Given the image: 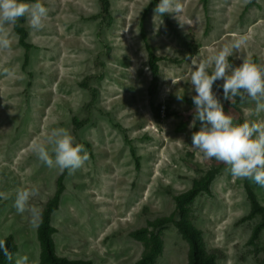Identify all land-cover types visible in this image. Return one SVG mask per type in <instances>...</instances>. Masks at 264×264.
Here are the masks:
<instances>
[{
    "label": "rangeland",
    "instance_id": "rangeland-1",
    "mask_svg": "<svg viewBox=\"0 0 264 264\" xmlns=\"http://www.w3.org/2000/svg\"><path fill=\"white\" fill-rule=\"evenodd\" d=\"M107 1L106 8L104 0H40L48 14L40 30L26 15L33 48L25 68V49L8 26L11 50H0V192L8 196L0 199V239H13V264L23 255L44 264L38 227L62 175L64 190L51 215L60 257L136 264L155 234L163 244L156 264H189L176 198L211 178L188 206L207 252L217 264H264V230L252 240L262 216H251L250 198L264 208V187L234 178L215 158L203 159L191 145L200 122L189 128L195 95L189 58L207 59L241 40L229 62L238 66L248 57L264 65V0H176L180 11L162 16L154 12L160 0ZM148 7L146 35L160 58L154 95L141 35ZM222 83L213 91L234 122L264 121V113L253 114L254 102L225 101ZM60 127L89 155L74 172L47 167L34 151ZM18 187L38 190L29 201L41 210L38 226L14 208ZM162 218L169 221L150 226Z\"/></svg>",
    "mask_w": 264,
    "mask_h": 264
},
{
    "label": "clouds",
    "instance_id": "clouds-1",
    "mask_svg": "<svg viewBox=\"0 0 264 264\" xmlns=\"http://www.w3.org/2000/svg\"><path fill=\"white\" fill-rule=\"evenodd\" d=\"M180 11L176 0H160L155 14L163 15ZM48 10L40 0L29 5L21 0H0V50H11V39L8 26L15 25L22 17L28 16V23L34 30L43 27ZM241 40L225 45L215 55L198 60L196 56L189 59L193 66L190 83L195 95L191 99L194 104V118L189 128H195L200 122L198 131L191 136L192 147L203 159L215 158L226 164L227 170L234 178L248 179L264 187V121H245L236 123L225 113L217 93L213 91L216 81H222L223 99L235 103L254 102L253 114L264 113V65H259L245 57L242 63L234 66L229 62L235 49H239ZM211 69V72H209ZM8 76L14 75V69L4 68ZM181 98L182 97H178ZM34 151L39 160L47 167H58L61 170L74 172L84 166L89 155L82 144H74V137L65 128H53L45 141L36 143ZM38 195L35 188L18 187L15 190L14 208L18 214L29 213L33 226H38L41 210L30 206L29 201ZM6 193L0 192V199H7ZM0 252L8 261L13 255L7 247L5 239H0ZM15 264H30L29 256H19Z\"/></svg>",
    "mask_w": 264,
    "mask_h": 264
},
{
    "label": "trees",
    "instance_id": "trees-1",
    "mask_svg": "<svg viewBox=\"0 0 264 264\" xmlns=\"http://www.w3.org/2000/svg\"><path fill=\"white\" fill-rule=\"evenodd\" d=\"M24 1H35V0H21ZM207 0H205V4ZM104 4L106 8L109 6L107 0H104ZM150 10V7L146 9L143 14L141 20V35L146 44L148 57H149V67L152 71L154 76V83L151 86V95H154L157 89L156 79L159 73V66L158 63L160 58L154 53L152 47L148 42V38L146 35V30L144 26L145 18ZM27 21V16L22 17L20 20L17 21L15 25H13L14 32L19 38V44L21 47L25 49V58L23 67H27L29 64V52L33 48V45L28 41L29 33L25 27V23ZM190 47V46H189ZM156 117L159 118V107L154 109ZM63 178L64 175L58 181V190L54 196V198L47 204L45 207L42 219L38 227V238L40 240L42 246V261L44 264H92L90 261H83V260H69L64 257H60L57 255L55 250V243L53 239V234L55 229L51 224V215L57 209L61 194L64 190L63 185ZM211 178L206 181L197 182L194 184L193 188L179 196H177V212L180 214V220L178 223L179 230L183 234L184 238L187 240L189 244V264H217L216 258L214 255L207 252L202 233L199 231L190 221L189 219V208L196 197L205 189L208 188L209 182ZM251 216H256L260 214L262 216L261 222L254 228L252 240L255 241L259 238L260 233L264 230V208L260 206L259 202L257 201L255 195L251 193ZM169 221L168 218L158 219L152 223L150 226L159 227L161 225H165ZM147 229H143L134 233L136 238H140L145 235ZM146 249L141 257V259L136 264H156V260L158 256L162 253L163 244L161 239L155 235L151 234L150 238L147 241ZM7 247L9 251L13 255V251L15 249V244L13 239L7 238L6 239ZM0 264H13V261H8L2 252H0Z\"/></svg>",
    "mask_w": 264,
    "mask_h": 264
}]
</instances>
